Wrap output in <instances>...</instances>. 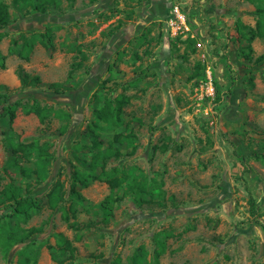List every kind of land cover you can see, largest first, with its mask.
I'll list each match as a JSON object with an SVG mask.
<instances>
[{"label":"rangeland","instance_id":"obj_1","mask_svg":"<svg viewBox=\"0 0 264 264\" xmlns=\"http://www.w3.org/2000/svg\"><path fill=\"white\" fill-rule=\"evenodd\" d=\"M9 7L8 36L0 43L1 94L9 101L38 99L59 110L41 123L18 107L11 122L0 102V190L8 183H30L42 209L27 221L9 218L12 227H43L7 254L0 247V264H122L142 245L154 261L156 236L166 238L159 264H264V38L253 43V62L239 47L236 24L254 27L264 0H57L45 11ZM132 13L131 18L128 14ZM123 20L113 35L107 32ZM149 29L150 43L141 35ZM49 31L54 44L46 48L40 33ZM35 36L30 59L10 53L14 39ZM87 54L84 66L68 80L71 64ZM148 48L149 53L146 52ZM38 74L41 83L22 86L18 70ZM62 83L57 93L52 84ZM136 84L131 86V83ZM121 93L132 95L120 127L99 131L122 150L107 166L125 171L107 223L100 202L110 193L104 181L81 189L85 201L71 210V173L81 168L75 149L93 123L95 110ZM133 134L127 146L124 136ZM119 135V136H118ZM174 139L169 150L159 147ZM84 140V141H83ZM46 145L51 155L48 178L38 184L6 169L12 143ZM182 148L177 150L176 146ZM156 149V150H155ZM20 158L22 164L32 165ZM162 181L163 196L139 206L128 190L134 175ZM65 192L57 209L48 205L54 190ZM84 224L71 229L64 220ZM59 233L76 247L74 255L56 250ZM25 257L28 260L25 261Z\"/></svg>","mask_w":264,"mask_h":264},{"label":"trees","instance_id":"obj_2","mask_svg":"<svg viewBox=\"0 0 264 264\" xmlns=\"http://www.w3.org/2000/svg\"><path fill=\"white\" fill-rule=\"evenodd\" d=\"M57 0H14L21 9H35L37 11H45L48 7L54 5ZM96 2L98 0H90ZM258 12L261 14L260 18L256 21L254 27H248L241 21L236 24V29L240 35V39L247 41V44L239 47L240 54L244 57L246 62H253V46L252 43L256 38H264V6L258 8ZM132 13L128 14V18H131ZM12 18L8 5L0 0V43L8 36L6 27L10 24ZM124 21L119 20L118 24L112 27L107 34L113 35L118 31ZM149 29L145 31L140 39L142 43H150L151 39H148ZM41 44L46 48H51L54 44V36L51 32L45 31L40 33ZM18 41L13 40L10 47V53H15L19 57L25 60L30 59L34 46L36 44L35 36L26 37L22 36V42L20 47L17 46ZM82 45H77L76 50L82 55V59L75 60L71 64V68L68 73V80L72 78L74 71L81 69L84 66V60L87 59V54L81 49ZM146 52L149 53L148 48ZM5 56L0 52V61H3ZM264 58V54L260 56V59ZM18 75L22 86L36 85L41 83V77L38 74L31 75L23 68L18 70ZM135 85L136 82L131 83ZM5 87L0 85V88ZM52 87L57 93H62L65 87L62 83L55 82ZM7 88V87H5ZM132 95L121 93L114 100H107L100 108L95 110L93 123L88 125L86 131L83 134L84 142L75 149L77 152L85 151L88 153V157H77L79 163L84 169L76 168L71 173V185L68 191L71 200V210L75 212V206L83 203L85 197L81 192V189L89 187L94 181H104L110 188V193L104 197L99 206L102 210V219L105 222H109L113 216L114 205L122 199V196L117 190L124 183L125 171L118 167L108 168V160L113 158H120L122 156V150L115 146V141L112 139L104 140L99 132L103 128V124L107 127H120L124 124L122 114L124 107L127 106L132 99ZM9 97L6 94L0 93V102L2 104L3 113L9 115L12 122L16 117L18 107H21L26 114H34L38 117L41 123H44L48 118L59 115L60 111L48 104H42L38 99L32 101H16L11 103ZM119 136V135H118ZM124 141L127 146L131 147L135 144L136 137L133 134H127L124 136ZM173 144L177 142L170 136L167 137L164 142L156 148L161 149L162 152H166L171 148ZM13 153L7 161L6 169L12 168L22 177V179H35V182L40 184L48 178L49 163L51 155L47 151L46 145H40L39 143H12ZM177 150L182 148L181 145L176 146ZM156 150V149H155ZM37 158L32 161V165L22 164L20 160H27L30 162L32 155H36ZM154 184L149 182L146 175H134L128 182V190L134 196V201L141 206L144 202H149L155 196H163L164 191L161 189L162 181L157 182L153 180ZM30 183L20 186L14 182L6 184L0 190V247L7 254L15 245L24 243L30 239L33 235H38L43 231V227H32L29 229H23L19 226V223L12 227L9 218L14 216L18 221L27 222L33 214L42 209V203L40 199L33 193ZM65 200V192L58 189L52 190L48 195V205L54 210L57 209L61 202ZM64 220L67 222L71 229L76 231L81 230L84 224H80L78 221L70 220L68 213H64ZM164 239H160L156 236L158 247L155 249L154 261H148V251L144 246H140L136 252L131 256V264H159V259L162 254L166 252L167 243L166 238L170 237L171 233H163ZM51 250V256L53 260H56V250H60L63 253H70L74 255L76 247L73 246L72 241L63 233H59L57 236L56 246L48 245ZM28 257H25V261ZM113 264H122L121 257H116Z\"/></svg>","mask_w":264,"mask_h":264}]
</instances>
